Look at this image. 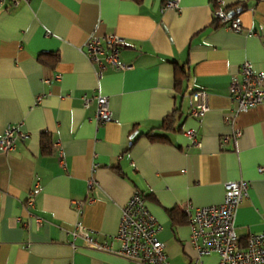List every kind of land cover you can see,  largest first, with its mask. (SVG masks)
I'll use <instances>...</instances> for the list:
<instances>
[{
	"label": "crops",
	"instance_id": "1",
	"mask_svg": "<svg viewBox=\"0 0 264 264\" xmlns=\"http://www.w3.org/2000/svg\"><path fill=\"white\" fill-rule=\"evenodd\" d=\"M167 1L0 2V137L15 128L13 148L0 149V264H140L72 236L79 223L110 242L135 192L161 226L170 264H193L196 255L187 203H221L228 181L249 183L234 216L240 246L264 230V101L225 121L241 63L264 74V0ZM218 8L238 14L241 31L213 18ZM110 34L122 38L125 67L96 74L82 45ZM197 89L208 94L200 118L190 112ZM98 94L110 111L100 125ZM190 129L199 146L186 136ZM217 262L211 252L200 264Z\"/></svg>",
	"mask_w": 264,
	"mask_h": 264
},
{
	"label": "built area",
	"instance_id": "2",
	"mask_svg": "<svg viewBox=\"0 0 264 264\" xmlns=\"http://www.w3.org/2000/svg\"><path fill=\"white\" fill-rule=\"evenodd\" d=\"M3 0H0V2ZM11 4H17L20 0H9ZM178 0H169L166 7H177ZM221 3V0H216ZM215 18L223 26L234 31H241L239 16H233L223 8L213 11ZM123 46L122 38L116 34L98 37L91 35L82 45L86 58L95 66L96 74L111 65L117 69L125 66L119 62V51ZM240 77H234L229 84V93L236 106L232 115L225 118L229 124L241 112L260 105L264 101V74L254 72L248 62L241 63L239 67ZM95 122L100 125L110 119L107 98L103 95L96 97ZM191 114L200 118L208 111V94L203 89L194 90L191 93ZM85 99L84 103L87 104ZM15 128L7 127L0 137V149L8 151L13 148ZM194 145L199 146L195 131L190 129L185 132ZM240 129L234 130L232 136L239 137ZM227 137L222 141L226 142ZM55 152L62 156L57 143L53 144ZM93 167L95 164L92 165ZM263 171L264 167H260ZM96 186L94 178L87 180L89 190ZM249 183L246 180L228 181L224 183V194L221 203L215 205L193 207L186 205L188 224L190 228L189 240L196 250L193 264H200L201 258L211 252L218 255L217 264H264V230L250 234L240 246L234 231V216L240 201L247 196ZM80 206L82 201H76ZM33 206L32 193H28L26 207ZM39 222V219H37ZM160 224L150 213L141 194L135 192L121 208V217L117 232L110 242H98L93 236V231L77 223L72 232L73 238H81L89 248L107 251L117 254L140 264H170L164 252V244L157 238ZM115 243V246L113 244Z\"/></svg>",
	"mask_w": 264,
	"mask_h": 264
},
{
	"label": "trees",
	"instance_id": "3",
	"mask_svg": "<svg viewBox=\"0 0 264 264\" xmlns=\"http://www.w3.org/2000/svg\"><path fill=\"white\" fill-rule=\"evenodd\" d=\"M225 10V9H224ZM233 16H238V14H236V13H233L232 14ZM240 18V17H239ZM240 21H241V19H240ZM57 58H54V61L56 60ZM193 92V91H192ZM175 118H171V119H168L167 121H163V124H165V127H164V129H169V128H172V125H173V123L175 122ZM147 135L149 136V138L150 139H163L164 138V135L162 136V135H158V134H155V133H150V132H148L147 133ZM139 194H141V193H139ZM142 195V197L145 199V196L143 195V194H141ZM169 211V214L171 215V216H176V210H175V208H173V209H170V210H168ZM184 213V212H183ZM185 214V213H184ZM186 215V214H185ZM187 218H188V216H187Z\"/></svg>",
	"mask_w": 264,
	"mask_h": 264
}]
</instances>
